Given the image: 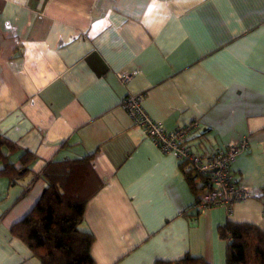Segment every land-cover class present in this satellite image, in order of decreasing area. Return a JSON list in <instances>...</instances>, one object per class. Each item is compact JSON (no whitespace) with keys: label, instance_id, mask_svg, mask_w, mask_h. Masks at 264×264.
<instances>
[{"label":"crops","instance_id":"crops-1","mask_svg":"<svg viewBox=\"0 0 264 264\" xmlns=\"http://www.w3.org/2000/svg\"><path fill=\"white\" fill-rule=\"evenodd\" d=\"M135 93L168 130L198 120L195 153L247 138L234 172L254 196L198 213L188 166L122 107ZM0 133L18 149L10 162L34 156L23 176H0V264H42L11 228L48 165L74 159L97 186L81 225L97 264H226L220 225L264 230V0H0Z\"/></svg>","mask_w":264,"mask_h":264},{"label":"trees","instance_id":"trees-1","mask_svg":"<svg viewBox=\"0 0 264 264\" xmlns=\"http://www.w3.org/2000/svg\"><path fill=\"white\" fill-rule=\"evenodd\" d=\"M7 150L8 152H5ZM13 143L0 133V176L11 180L30 171L34 156L24 152L21 165L9 161L17 152ZM88 157L79 161L86 162ZM185 163H181L183 167ZM74 160L56 161L48 165L43 176L47 180L41 197L31 211L16 222L11 232L22 239L42 264H97L91 255L95 241L92 233L83 231L88 200L96 193L95 178ZM186 174L196 193L203 187L193 184L194 175ZM198 214V213H197ZM218 234L227 241L226 264H264V230L250 222L228 219L218 227ZM155 264H209L202 257L190 254L175 260H159Z\"/></svg>","mask_w":264,"mask_h":264},{"label":"built area","instance_id":"built-area-1","mask_svg":"<svg viewBox=\"0 0 264 264\" xmlns=\"http://www.w3.org/2000/svg\"><path fill=\"white\" fill-rule=\"evenodd\" d=\"M119 77L126 83L132 74L123 72ZM144 96V93L129 94L123 99L122 107L128 112L133 125L142 128L157 147L165 153L174 154L194 176L202 177L203 187L194 205L198 213L218 206L231 210L235 203L254 196L249 187L239 183L234 172L238 155L249 151L247 138L211 154L195 153L189 137L200 126V122L194 120L168 130L146 112L142 105Z\"/></svg>","mask_w":264,"mask_h":264},{"label":"rangeland","instance_id":"rangeland-1","mask_svg":"<svg viewBox=\"0 0 264 264\" xmlns=\"http://www.w3.org/2000/svg\"><path fill=\"white\" fill-rule=\"evenodd\" d=\"M195 179H196L198 182H200V181L203 180L202 177H200V176L195 177Z\"/></svg>","mask_w":264,"mask_h":264}]
</instances>
